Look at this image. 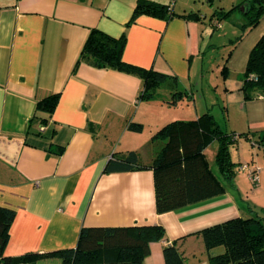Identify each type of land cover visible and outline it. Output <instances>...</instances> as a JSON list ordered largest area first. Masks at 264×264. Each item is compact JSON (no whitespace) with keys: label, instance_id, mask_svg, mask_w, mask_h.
<instances>
[{"label":"crops","instance_id":"1","mask_svg":"<svg viewBox=\"0 0 264 264\" xmlns=\"http://www.w3.org/2000/svg\"><path fill=\"white\" fill-rule=\"evenodd\" d=\"M151 1L169 5L175 15L142 14L129 24L139 0H0V205L16 211L6 255L75 247L83 226L158 224L166 236L151 243L144 264H166L164 247L171 243L187 264H208L224 248L208 251L199 231L239 216L264 218V147L253 145L264 130V96L246 100L241 90L251 50L264 34V17L246 30L244 17L231 29L223 22L234 12L224 20L216 14L223 7L208 16L179 0ZM237 1V9L248 2ZM190 12L200 19L181 16ZM95 27L115 37L125 33L127 62L174 73L191 98L206 53L222 44L227 51L217 69L227 66L228 75L221 87L226 118L219 123L249 133L231 155L248 163L258 181L238 166L231 182L211 164L225 193L158 213L153 169L105 173L113 156L132 150L151 164L161 143L152 140L154 133L182 117H169L167 100H140L143 81L134 74L85 62L76 67ZM51 93H60L53 116L37 110ZM206 111L196 107L193 117ZM132 122L143 124V131L131 130ZM218 147L213 141L206 155Z\"/></svg>","mask_w":264,"mask_h":264},{"label":"trees","instance_id":"2","mask_svg":"<svg viewBox=\"0 0 264 264\" xmlns=\"http://www.w3.org/2000/svg\"><path fill=\"white\" fill-rule=\"evenodd\" d=\"M241 6V5H240ZM237 7L217 11L220 19L228 18ZM244 15L247 19L244 29L253 28L264 17V0H248ZM150 14L170 18L175 13L169 5L151 0H139L131 21L138 16ZM200 19L198 12L181 15ZM243 34L237 37L241 39ZM127 35L115 37L97 27L92 28L84 44L76 67L85 62L97 68H107L134 74L143 81L140 100H151L158 89L169 84L170 105H177L184 97H191L188 91L179 89L178 76L171 72L146 68L124 59ZM231 49L229 55L232 53ZM228 75L227 66L222 70ZM244 98L251 100L264 96V34L251 50L244 83L241 87ZM60 93H51L40 99L37 110L53 116L59 103ZM129 128L143 131V124L132 122ZM241 136L223 129L215 115L206 111L194 119L172 120L159 128L152 140H159L160 148L151 164H144L138 151L132 150L113 156L104 172H122L151 168L155 175L156 206L158 213L196 203L226 192L227 188L213 171L205 149L213 141L219 147L216 162L221 173L231 182L242 163L232 159L231 148ZM253 145L264 147V130ZM64 147L57 151L61 154ZM241 168V167H240ZM16 211L0 205V264H37L39 260L59 257L61 264H144L151 252V243L163 240L166 229L163 225L131 226H83L77 246L48 253L28 252L21 256L6 255V247L11 236V225ZM199 233L203 236L208 251L223 247L224 251L211 254L208 264H264V218L259 215L235 217L208 226ZM166 264H187L186 258L176 243L164 247Z\"/></svg>","mask_w":264,"mask_h":264},{"label":"rangeland","instance_id":"3","mask_svg":"<svg viewBox=\"0 0 264 264\" xmlns=\"http://www.w3.org/2000/svg\"><path fill=\"white\" fill-rule=\"evenodd\" d=\"M180 3H185L189 5L195 6L197 10H199L203 14H207L208 16L212 13L213 10L218 9L219 7H223L226 10H229L233 8V2L234 4H238L237 0H213V3H211L210 0H179ZM237 9V8H236ZM234 11L232 17L229 20H226L223 22L226 24L227 28H234L236 27V22L240 21L245 17L243 12V5L239 6L238 9ZM224 20V19H223ZM220 30V29H218ZM221 31V30H220ZM209 51V50H208ZM212 51V52H210ZM209 52L206 53V61H205V70L201 74V77L196 79L193 82V87L189 89L190 91H193L194 97H184V99L180 100L178 105H171L166 101V104L169 106L167 107V111L169 114V117L175 116V118H186L192 119L193 114H195L196 107L207 108V111H210L214 114H216L217 117L216 120L218 122L220 120H224L223 118H226L225 112H226V103L224 99V94L222 90V80L224 79L222 70H218L217 67L219 66V60L225 55L226 51L224 46L220 44V47L212 48ZM221 67L224 66L225 61H221ZM167 86H162V88L158 89L156 98H162L161 101L164 102V100H170L171 95L167 97ZM158 98V99H159ZM203 114V113H202ZM180 116V117H178ZM177 120V119H172ZM148 131V127L146 128ZM211 144H209L208 147H210ZM217 145V144H216ZM215 147V144H214ZM216 155L217 151L211 150V148L207 152V158L209 159L210 165L215 164L216 167L219 169V166L216 162ZM241 166V165H240ZM221 172V171H220ZM243 175V172H241ZM37 264H61V259L59 258H49V259H43L39 260Z\"/></svg>","mask_w":264,"mask_h":264},{"label":"built area","instance_id":"4","mask_svg":"<svg viewBox=\"0 0 264 264\" xmlns=\"http://www.w3.org/2000/svg\"><path fill=\"white\" fill-rule=\"evenodd\" d=\"M242 170H248L251 180L256 183L258 181V175L255 170L250 169V165L248 163H244L241 166Z\"/></svg>","mask_w":264,"mask_h":264},{"label":"water","instance_id":"5","mask_svg":"<svg viewBox=\"0 0 264 264\" xmlns=\"http://www.w3.org/2000/svg\"><path fill=\"white\" fill-rule=\"evenodd\" d=\"M245 6H247V3H246V5H243V11H244V12H246V10H245Z\"/></svg>","mask_w":264,"mask_h":264}]
</instances>
